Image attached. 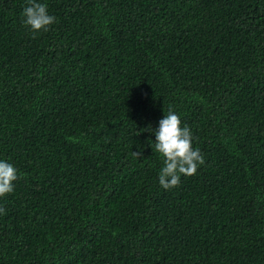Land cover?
Wrapping results in <instances>:
<instances>
[{"label":"trees","instance_id":"16d2710c","mask_svg":"<svg viewBox=\"0 0 264 264\" xmlns=\"http://www.w3.org/2000/svg\"><path fill=\"white\" fill-rule=\"evenodd\" d=\"M36 2L0 0V264H264V0ZM169 109L204 163L165 190Z\"/></svg>","mask_w":264,"mask_h":264},{"label":"clouds","instance_id":"9594fccd","mask_svg":"<svg viewBox=\"0 0 264 264\" xmlns=\"http://www.w3.org/2000/svg\"><path fill=\"white\" fill-rule=\"evenodd\" d=\"M22 16L23 23L35 36L36 33L46 32L56 22V17L48 13L47 4L28 0ZM144 131H152L151 126ZM155 142L152 149L159 153L163 167L158 175L159 185L169 190L177 187L181 177L194 175L198 166L204 163L203 155L198 148H193V135L187 125H182L181 118L169 109L159 120V126L153 132ZM142 151L133 152L137 158L143 157ZM17 169L6 161L0 160V197L14 190V182L18 179ZM4 210L0 208V212Z\"/></svg>","mask_w":264,"mask_h":264}]
</instances>
